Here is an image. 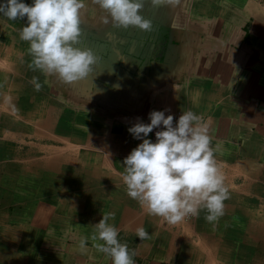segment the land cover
<instances>
[{"label":"crops","instance_id":"obj_1","mask_svg":"<svg viewBox=\"0 0 264 264\" xmlns=\"http://www.w3.org/2000/svg\"><path fill=\"white\" fill-rule=\"evenodd\" d=\"M84 3L75 46L97 61L70 88L29 68L26 17L0 14V264H112L90 239L106 213L135 264H264V0H144L151 31ZM163 105L208 125L230 197L217 222L201 209L169 224L127 195L123 160L142 143L128 128Z\"/></svg>","mask_w":264,"mask_h":264},{"label":"clouds","instance_id":"obj_2","mask_svg":"<svg viewBox=\"0 0 264 264\" xmlns=\"http://www.w3.org/2000/svg\"><path fill=\"white\" fill-rule=\"evenodd\" d=\"M104 10V24L111 22L116 27L136 26L145 31L152 30V21L140 12L144 0H93ZM179 0H151L153 6H175ZM84 0H32L29 5L23 0H4L0 3V14L11 21L27 23L19 29L20 39L29 43L32 61L29 68L39 70L46 76L55 75L65 84L85 78L97 57L91 49L76 47L80 42ZM30 83L39 92L43 84L37 77ZM44 83H47L45 80ZM167 111V110H165ZM165 111L149 112L150 123L137 118L128 131L137 140H142L123 160L121 179L127 195L136 200L149 215L163 218L176 224L186 216H199L200 210L207 212L205 219L214 223L224 215V201L229 199L225 177L218 164L208 125L202 115L190 109L182 112L175 121ZM155 132L156 140L148 139ZM114 213L103 214L93 225L90 239L98 252L110 258L112 264H135V250L118 239L119 229L109 223ZM136 236L144 241L149 233L136 229ZM88 237H81L79 247L86 251ZM98 241H102L100 243Z\"/></svg>","mask_w":264,"mask_h":264},{"label":"built area","instance_id":"obj_3","mask_svg":"<svg viewBox=\"0 0 264 264\" xmlns=\"http://www.w3.org/2000/svg\"><path fill=\"white\" fill-rule=\"evenodd\" d=\"M152 110H157V111H165V110H167V111H165V115L166 116L167 115H173L174 124H175V121L178 120L179 116L182 114V111H180L178 109H175V108H173V107H171L169 105H163V106L155 107V108H152L150 111H152ZM147 119H148V123H150L149 116H147ZM159 130H163V126L162 125H161L160 128L154 129L152 133H149L148 139H151L153 142H155V140H156L155 132L159 131ZM191 216L192 215H188L183 220H187Z\"/></svg>","mask_w":264,"mask_h":264},{"label":"rangeland","instance_id":"obj_4","mask_svg":"<svg viewBox=\"0 0 264 264\" xmlns=\"http://www.w3.org/2000/svg\"><path fill=\"white\" fill-rule=\"evenodd\" d=\"M13 53H16L15 51L13 52ZM12 52H10V55L11 54H13ZM10 59V58H9ZM10 60H8V59H6V60H2V64L0 65V67L1 68H5V69H7V68H9L8 66H6V65H4V64H7V65H9L10 63ZM37 71H39V70H37ZM40 72V71H39ZM36 73L34 76L35 77H37L38 78V80H41V78L40 77H38V76H40V73ZM50 77H53V79L56 77L55 75H50ZM56 80V79H55ZM71 85L70 86H68L69 88L72 86V83H70ZM45 85V84H44ZM28 86H32V84L30 83ZM29 88V87H28ZM66 89H67V85H66ZM31 91H32V98H33V101H35L34 99H35V93H37V91H35V93H34V91H33V89H30ZM1 93H2V91H1ZM37 98V97H36ZM41 102V101H40ZM45 110H46V108H45ZM38 112H39V110H38ZM60 159H63V160H65L66 159V157H62V158H60Z\"/></svg>","mask_w":264,"mask_h":264}]
</instances>
